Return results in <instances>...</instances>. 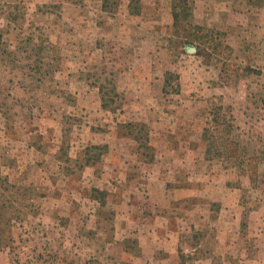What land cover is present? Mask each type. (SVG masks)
Masks as SVG:
<instances>
[{"label": "rangeland", "instance_id": "374dc122", "mask_svg": "<svg viewBox=\"0 0 264 264\" xmlns=\"http://www.w3.org/2000/svg\"><path fill=\"white\" fill-rule=\"evenodd\" d=\"M185 3L0 0V264L139 263L175 226L141 190L184 254L264 264V0Z\"/></svg>", "mask_w": 264, "mask_h": 264}, {"label": "crops", "instance_id": "0c3cea01", "mask_svg": "<svg viewBox=\"0 0 264 264\" xmlns=\"http://www.w3.org/2000/svg\"><path fill=\"white\" fill-rule=\"evenodd\" d=\"M256 8H259V7L257 6ZM118 189L122 194L129 193V188L128 190H126L125 188H118ZM144 193H146V190H144ZM143 195L144 194L141 190L139 196L137 198H134L133 202H131L132 200L131 197L128 198V205L133 206V207L138 206L139 209L144 208L142 210V214L144 213V216H149V214L152 215L153 211L147 213L148 209H154V211H156V209L158 208L160 212L159 213L156 212L154 215H152L153 217H151V219H153L154 216L157 218H167L169 222L174 221L175 226L170 223L171 227L170 228L168 227L169 229H166L165 232L158 230V229L155 231L154 224L150 220H148L149 217L146 218L148 222L142 225L143 228L140 227L139 233L133 235V236H136L135 240L136 239L139 240V242L141 243L140 247L142 248L141 257H139L140 262L137 264H144L142 260L146 257V253H147L146 247L143 246L141 242L142 238L147 240V238H149L150 236H155L156 239L161 242V245L157 247V245L153 244L154 246H152V250L148 251L149 252L148 257H149V260L151 261L149 262L148 260H146L149 262L148 264H205L202 260L195 259L196 258L195 256L197 255L196 253L198 251L197 247L196 248L193 247V252H191V254H188V255L184 254V249H186L187 247L189 248L191 247V246H188L189 241H191L189 237L192 238V240L194 241V234H191L190 236L189 231L186 233L185 230L177 227V220H179V217H182L184 219L186 218V216L175 215V217H172L170 214L165 213V209H167L168 205H162L158 201H156V199L154 198L151 199L147 197L145 198V196ZM136 200L138 202H135ZM172 201H170L169 204H171ZM162 212H164V214H162ZM130 216L132 217L133 214H130ZM148 224L150 225L148 226ZM151 227H153L154 230ZM196 227H197L196 225L194 226L191 224L192 229ZM122 231H123V228H122ZM124 233L127 234L126 231ZM116 234L118 233H115V235ZM127 237L128 235H126L125 239ZM115 239L116 240L118 239L117 236L115 237ZM124 253L127 254L126 251ZM183 257L187 258L188 260L190 259V260L184 263Z\"/></svg>", "mask_w": 264, "mask_h": 264}, {"label": "trees", "instance_id": "16d2710c", "mask_svg": "<svg viewBox=\"0 0 264 264\" xmlns=\"http://www.w3.org/2000/svg\"><path fill=\"white\" fill-rule=\"evenodd\" d=\"M183 2L185 3L186 0H173V17H174V26H175L176 30H177L178 27H181V25H182V19L187 14L186 7H183L182 6L183 5ZM133 13L136 14V15L141 14L140 8H137L135 10V12H133ZM195 27H198V28L202 29V27H200V26H195ZM183 29L186 30V31H188L187 28H183ZM130 126H132V124H130ZM246 161H250L252 163L254 161H257V158L249 157ZM251 179L252 180L253 179H256V174L255 173L254 174L253 173L251 174ZM94 191H96V190H94Z\"/></svg>", "mask_w": 264, "mask_h": 264}]
</instances>
